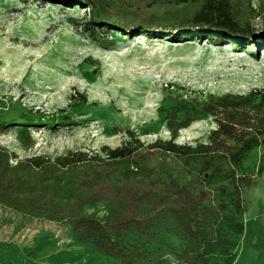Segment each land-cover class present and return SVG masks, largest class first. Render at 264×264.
Returning <instances> with one entry per match:
<instances>
[{
    "label": "trees",
    "instance_id": "trees-1",
    "mask_svg": "<svg viewBox=\"0 0 264 264\" xmlns=\"http://www.w3.org/2000/svg\"><path fill=\"white\" fill-rule=\"evenodd\" d=\"M61 1L88 9L85 28L96 41L112 36L110 29L232 48L264 40V0ZM76 98L86 105L84 95ZM158 115L168 140L145 145L127 131V141L102 147L101 155L77 151L12 163L14 155L0 147V207L65 225L78 244L112 264H167V257L176 264H233L247 193L264 174V89L219 95L170 84ZM21 117L22 126H33ZM204 120L216 125L208 143H176L180 131ZM98 202L107 204L105 217L82 213ZM10 260L0 245V264H22Z\"/></svg>",
    "mask_w": 264,
    "mask_h": 264
},
{
    "label": "rangeland",
    "instance_id": "rangeland-1",
    "mask_svg": "<svg viewBox=\"0 0 264 264\" xmlns=\"http://www.w3.org/2000/svg\"><path fill=\"white\" fill-rule=\"evenodd\" d=\"M87 21L88 9L61 0H0V147L14 155L12 163L77 151L101 155L102 147L127 141V131L145 145L168 140L158 108L170 84L219 95L264 89L262 38L256 48H232L205 38L172 40L110 29L112 36L96 41ZM254 23L259 29L260 19ZM77 94L86 105L77 104ZM23 114L33 126L20 124ZM51 117L53 128L40 124ZM215 127L197 121L179 132L176 143L206 144ZM246 197L233 264H264V174ZM82 213L103 218L107 204ZM0 245L6 258L22 264H112L78 244L65 225L1 207Z\"/></svg>",
    "mask_w": 264,
    "mask_h": 264
},
{
    "label": "bare ground",
    "instance_id": "bare-ground-1",
    "mask_svg": "<svg viewBox=\"0 0 264 264\" xmlns=\"http://www.w3.org/2000/svg\"><path fill=\"white\" fill-rule=\"evenodd\" d=\"M141 38H142V37H141ZM262 56L264 57V50H263V54H262ZM248 227H249V226H248ZM248 227H247V228H248ZM246 230H247V229H246ZM250 230H251V228H250ZM246 233H247V232H246Z\"/></svg>",
    "mask_w": 264,
    "mask_h": 264
}]
</instances>
